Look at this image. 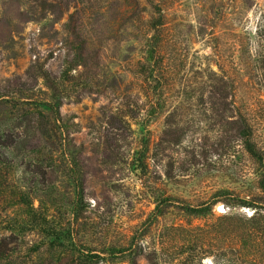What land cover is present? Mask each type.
I'll use <instances>...</instances> for the list:
<instances>
[{
  "label": "rangeland",
  "instance_id": "374dc122",
  "mask_svg": "<svg viewBox=\"0 0 264 264\" xmlns=\"http://www.w3.org/2000/svg\"><path fill=\"white\" fill-rule=\"evenodd\" d=\"M50 2L0 0V81L37 63L58 84L82 202L46 147L2 155L0 224L24 233L0 264H264V0Z\"/></svg>",
  "mask_w": 264,
  "mask_h": 264
},
{
  "label": "trees",
  "instance_id": "16d2710c",
  "mask_svg": "<svg viewBox=\"0 0 264 264\" xmlns=\"http://www.w3.org/2000/svg\"><path fill=\"white\" fill-rule=\"evenodd\" d=\"M36 7L30 11L31 19L40 17L36 13L50 11L57 12L58 15L67 8L60 7V3L50 2V0H33ZM35 9V10H34ZM63 9V10H62ZM44 16V14H41ZM159 18L155 20L157 23ZM155 27V24H152ZM41 82L40 87L38 86ZM60 99L58 84L52 79L51 74L42 65L34 63L25 73V80L20 77H12L0 81V157L7 153H17L21 151L36 152L40 146L46 147L51 156L52 173H64L74 185L76 191V206L81 204L83 195V173L78 169L77 162L68 150L70 144L66 142L65 118L59 112ZM248 154L256 162L260 163L258 152L252 145H246ZM54 157V159H53ZM36 165L35 167H37ZM52 174V176H55ZM260 190L264 192V183H260ZM16 205L24 209L23 213L28 218L21 222L22 227H36L43 233V226L46 225L45 219L36 218V212L32 208L28 192H19ZM168 203L167 199L158 201L156 210H159L160 203ZM160 205V206H159ZM187 213L199 216L202 210L189 208L186 206ZM5 224H0V234L8 233L9 236L0 238V261L10 260L17 252L19 241L17 238L23 237V228H16V218L8 214L4 216ZM33 228V229H36ZM46 238L43 239L48 251H66L68 247L74 246L70 241L69 232L52 231L46 227ZM31 230V229H30ZM13 243L12 246H9ZM37 264H44L39 260ZM79 264H96L93 259L85 256Z\"/></svg>",
  "mask_w": 264,
  "mask_h": 264
}]
</instances>
